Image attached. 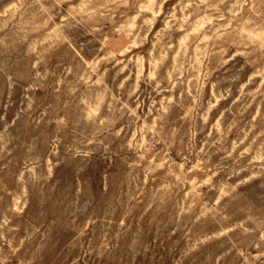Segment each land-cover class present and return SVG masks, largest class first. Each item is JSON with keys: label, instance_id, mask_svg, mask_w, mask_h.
Wrapping results in <instances>:
<instances>
[{"label": "rangeland", "instance_id": "1", "mask_svg": "<svg viewBox=\"0 0 264 264\" xmlns=\"http://www.w3.org/2000/svg\"><path fill=\"white\" fill-rule=\"evenodd\" d=\"M0 264H264V0H0Z\"/></svg>", "mask_w": 264, "mask_h": 264}]
</instances>
